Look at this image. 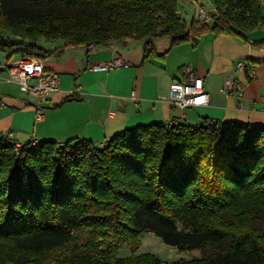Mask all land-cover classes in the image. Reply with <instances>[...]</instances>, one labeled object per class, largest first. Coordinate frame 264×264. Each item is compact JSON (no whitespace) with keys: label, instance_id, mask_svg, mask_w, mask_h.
Returning a JSON list of instances; mask_svg holds the SVG:
<instances>
[{"label":"trees","instance_id":"16d2710c","mask_svg":"<svg viewBox=\"0 0 264 264\" xmlns=\"http://www.w3.org/2000/svg\"><path fill=\"white\" fill-rule=\"evenodd\" d=\"M214 2L213 25L196 18L187 30L179 0H0V49L37 57L40 37L84 47L135 38L147 59L158 37L197 45L264 22L260 0ZM204 121L141 124L102 146L0 135V264H264V126ZM144 232L201 254H138ZM124 247L132 253L120 257Z\"/></svg>","mask_w":264,"mask_h":264},{"label":"crops","instance_id":"0c3cea01","mask_svg":"<svg viewBox=\"0 0 264 264\" xmlns=\"http://www.w3.org/2000/svg\"><path fill=\"white\" fill-rule=\"evenodd\" d=\"M199 5L211 14L217 12L214 0H179L178 12L187 30L197 18ZM209 24L213 25L212 20ZM261 41L264 22L242 35L207 32L197 45L187 41L172 46V37L166 35L152 41L154 52L145 59L146 39L122 38L84 47L40 37L35 43L46 52L38 57L47 70L61 75L59 90L51 96L40 121L35 118V98L5 79L7 65L23 57H9V52L0 49V135L12 134L21 145L75 140L102 146L121 131L154 122L196 126L209 118L264 126ZM113 57L122 58L128 66L108 72L92 70L93 64ZM239 60L246 61L248 69H238ZM193 76L204 78L209 104L182 109L163 98L173 82ZM229 77L244 85L242 97L225 92Z\"/></svg>","mask_w":264,"mask_h":264},{"label":"built area","instance_id":"2783aa9c","mask_svg":"<svg viewBox=\"0 0 264 264\" xmlns=\"http://www.w3.org/2000/svg\"><path fill=\"white\" fill-rule=\"evenodd\" d=\"M197 19L200 21H210L212 14L203 5H199ZM127 66L128 63L122 58L113 57L108 61L93 64L91 68L94 71L108 72ZM236 67L240 70H246L249 66L246 61L239 60L236 63ZM6 72V80L18 83L24 93L35 98V118L36 121L42 120L51 96L59 90L60 73L47 70L39 57L21 58L12 61L7 65ZM224 90L229 95L242 97L244 85L229 77L225 81ZM163 98L182 109L207 105L210 102V94L205 89L204 78L201 76H193L184 81L173 82L170 86L169 94ZM262 110L264 112V99ZM212 122L215 121L212 120ZM173 123L174 121H171L169 124L172 125ZM198 125L204 126L206 123L202 121ZM8 136L12 138V134Z\"/></svg>","mask_w":264,"mask_h":264},{"label":"rangeland","instance_id":"374dc122","mask_svg":"<svg viewBox=\"0 0 264 264\" xmlns=\"http://www.w3.org/2000/svg\"><path fill=\"white\" fill-rule=\"evenodd\" d=\"M263 8H264V0H260ZM5 37L10 38L11 40H18V37L13 34L5 31L3 34ZM36 57V56H35ZM38 57V56H37ZM23 58H34L29 56H24ZM32 144H36L33 141ZM141 239V247L137 251L138 254L142 253H151L157 255L161 260L165 262H172L179 259L191 260L195 256H200V250H192V251H181L175 246L166 244L161 237L152 233H142L140 236ZM131 250L128 247H124L120 250L118 255L120 257H126L131 255ZM6 264H14L12 262H8Z\"/></svg>","mask_w":264,"mask_h":264}]
</instances>
